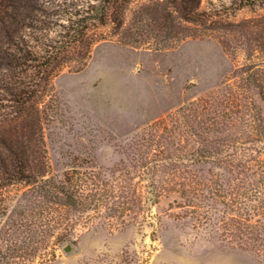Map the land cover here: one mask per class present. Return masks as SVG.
<instances>
[{"label": "rangeland", "instance_id": "374dc122", "mask_svg": "<svg viewBox=\"0 0 264 264\" xmlns=\"http://www.w3.org/2000/svg\"><path fill=\"white\" fill-rule=\"evenodd\" d=\"M14 1L18 43L36 48L60 33L51 0ZM200 7L206 29L171 49L125 46L109 34L81 70L74 60L53 79L43 124L50 176L94 172L109 195L74 213V234L50 264H264L183 218L180 193L159 194L164 186L180 190L170 182H181L179 171L225 172L194 164L199 141L231 136L264 152V0H200ZM142 155L160 164L151 177ZM32 191L8 187L2 227L41 203ZM42 252L32 264H41Z\"/></svg>", "mask_w": 264, "mask_h": 264}, {"label": "trees", "instance_id": "16d2710c", "mask_svg": "<svg viewBox=\"0 0 264 264\" xmlns=\"http://www.w3.org/2000/svg\"><path fill=\"white\" fill-rule=\"evenodd\" d=\"M51 1L50 14L62 19L60 33L36 48L18 43L16 1L4 0L0 13V264H32L41 249V264H50L58 245L72 238L80 221L76 212L109 195L94 172H70L64 180L50 176L43 124L47 93L59 72L74 60L81 70L93 46L109 34L125 46L161 51L207 27L200 0ZM245 145L231 136L199 141L194 164H215L225 172L197 170L185 172L187 177L179 171L174 177L181 182H170L180 190L164 186L159 194L180 193L183 218L209 226L223 243L264 257V152ZM138 162L145 177L160 166L148 155ZM16 183L31 186L42 204L24 208L21 223L11 219L2 227L8 207L1 202Z\"/></svg>", "mask_w": 264, "mask_h": 264}, {"label": "water", "instance_id": "95a60500", "mask_svg": "<svg viewBox=\"0 0 264 264\" xmlns=\"http://www.w3.org/2000/svg\"><path fill=\"white\" fill-rule=\"evenodd\" d=\"M70 249H71V246H66V247H65V250H66V251H69Z\"/></svg>", "mask_w": 264, "mask_h": 264}]
</instances>
